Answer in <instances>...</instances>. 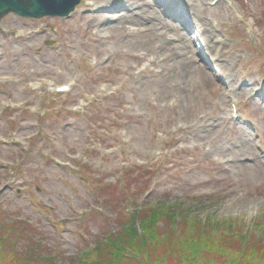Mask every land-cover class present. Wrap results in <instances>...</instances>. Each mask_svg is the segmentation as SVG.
<instances>
[{"label": "rangeland", "instance_id": "rangeland-1", "mask_svg": "<svg viewBox=\"0 0 264 264\" xmlns=\"http://www.w3.org/2000/svg\"><path fill=\"white\" fill-rule=\"evenodd\" d=\"M191 2L81 0L68 16L0 19V210L31 226L0 264L26 247H39L34 264L94 262L107 233L160 206L175 211L151 212L148 230L174 246L193 220L264 224V0ZM208 27L214 61L199 53Z\"/></svg>", "mask_w": 264, "mask_h": 264}, {"label": "trees", "instance_id": "trees-1", "mask_svg": "<svg viewBox=\"0 0 264 264\" xmlns=\"http://www.w3.org/2000/svg\"><path fill=\"white\" fill-rule=\"evenodd\" d=\"M110 206L115 207L113 202ZM168 209L165 206L149 209L143 217L144 221L140 220V229H137L136 226L126 227V224L134 221V216H131L132 219L128 220L127 223L123 222L124 225L119 230L120 232L118 231L117 234L115 232L107 233L106 238H108V241L94 247L96 257L94 262L79 264H156L159 259L168 263L173 262V264H187L190 262L229 264L228 259H226L228 257L230 258V264H256L254 262L256 259L264 261V224L260 221L253 222L251 229L243 233L244 228L236 226L233 222H225L222 225L218 222H211L206 225L193 220L192 226L195 228L193 235L187 233L185 226H181L179 229L181 232L177 236L176 245L174 246V239L172 242L171 238L165 240L163 230L160 233L156 231L157 228L153 231L148 230L151 224L149 220L150 213L155 211L167 216L168 212L175 211L172 209L168 211ZM3 214V211H1L0 245L3 243L9 247L0 250V262L6 263V252L10 254L6 249L10 248L12 253H18L16 250L18 248L13 242L18 241L20 237L28 240L25 233L31 229V226L23 221L13 222L10 226L4 222ZM114 214V219H116L117 213ZM210 225L212 228L209 227ZM168 232L175 233L171 229ZM33 243L31 242L29 245ZM27 249L26 247V251L23 252L22 256L26 263L21 260V264H34V261H37V257H39V253L34 251L39 250V247L30 251H27ZM235 253L238 254L237 258L230 257ZM8 256L10 257V255ZM44 261H42L43 264H55L52 255H48Z\"/></svg>", "mask_w": 264, "mask_h": 264}, {"label": "water", "instance_id": "water-1", "mask_svg": "<svg viewBox=\"0 0 264 264\" xmlns=\"http://www.w3.org/2000/svg\"><path fill=\"white\" fill-rule=\"evenodd\" d=\"M78 0H0V18L8 12L24 16L67 14Z\"/></svg>", "mask_w": 264, "mask_h": 264}, {"label": "bare ground", "instance_id": "bare-ground-1", "mask_svg": "<svg viewBox=\"0 0 264 264\" xmlns=\"http://www.w3.org/2000/svg\"><path fill=\"white\" fill-rule=\"evenodd\" d=\"M173 1L176 2L183 9L185 8L186 11H188V12L190 11L189 5L193 4V2H191L193 0H173ZM211 34H212V29L210 27L203 28V31L199 33L201 38L203 37L202 39L204 41V48L207 51L211 50V46L213 45V42L210 40ZM185 44L187 45V47L189 49H191V46H190V43L188 42V40L185 42Z\"/></svg>", "mask_w": 264, "mask_h": 264}]
</instances>
